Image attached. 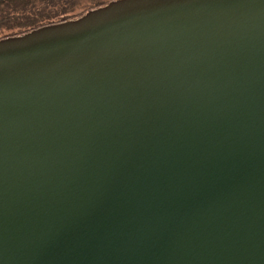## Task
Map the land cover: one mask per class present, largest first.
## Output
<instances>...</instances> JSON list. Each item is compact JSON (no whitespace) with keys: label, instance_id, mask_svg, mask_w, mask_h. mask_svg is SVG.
Instances as JSON below:
<instances>
[{"label":"water","instance_id":"obj_1","mask_svg":"<svg viewBox=\"0 0 264 264\" xmlns=\"http://www.w3.org/2000/svg\"><path fill=\"white\" fill-rule=\"evenodd\" d=\"M0 264H264V0L1 38Z\"/></svg>","mask_w":264,"mask_h":264},{"label":"trees","instance_id":"obj_2","mask_svg":"<svg viewBox=\"0 0 264 264\" xmlns=\"http://www.w3.org/2000/svg\"><path fill=\"white\" fill-rule=\"evenodd\" d=\"M112 0H0V39L77 18Z\"/></svg>","mask_w":264,"mask_h":264}]
</instances>
